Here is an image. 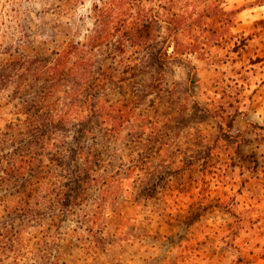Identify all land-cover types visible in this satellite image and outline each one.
Wrapping results in <instances>:
<instances>
[{"label":"rangeland","instance_id":"374dc122","mask_svg":"<svg viewBox=\"0 0 264 264\" xmlns=\"http://www.w3.org/2000/svg\"><path fill=\"white\" fill-rule=\"evenodd\" d=\"M62 52L123 80L103 94L131 112L111 201L76 192L74 129L30 132L77 107L79 77H41ZM262 100L264 0H0V264H264ZM20 147L70 167L8 178Z\"/></svg>","mask_w":264,"mask_h":264},{"label":"trees","instance_id":"16d2710c","mask_svg":"<svg viewBox=\"0 0 264 264\" xmlns=\"http://www.w3.org/2000/svg\"><path fill=\"white\" fill-rule=\"evenodd\" d=\"M261 4L262 3L258 2V5ZM71 55L75 56L76 53L69 54V56ZM86 55L87 53L84 52L82 56L72 63L70 68H66L67 61L65 56H68V53L62 52L59 55V59L51 66L47 67L48 70L45 72L47 74L41 76L47 79L44 81L46 83L59 81L63 80L64 74H62V72L65 71L67 75L70 73L82 80V82L78 84V87L74 89L75 93L73 95L77 97L78 102L77 105H75L77 107L73 113H68L66 111L62 114L53 113L48 117L39 116L38 123H35L34 120L31 119L36 114L35 111V113L32 114L33 116L29 115L28 119H30V132H32L33 128H35L37 132L43 129L39 136H45L44 139L46 141H40L43 143L45 142L44 144L46 145L44 148L53 145L51 140H54V142L56 141L55 143H59L58 136L53 139L45 135V129L48 125L59 122L63 127H71L70 130L74 129L76 131L78 137L73 139L74 145L64 149L67 155L72 154L73 161L78 162L76 167L79 172L75 176V184L78 188L76 192L81 191L82 194H80V196L84 197H88L86 193L91 191L93 194L97 192L93 200H101L104 203L107 202V198L108 201H111L113 198L111 196L116 193L117 188L120 187L119 182L118 186L115 187L118 177L120 175L126 176V131H124V129H126V124L131 122L129 116L131 112H126L125 98L119 96L110 99L104 98L103 96L104 89L108 85H111V90H114V92L118 91L117 89H122L123 80L120 79L122 77H115V75L111 73L113 69H106L105 67H97L95 75L93 73L91 76L90 69L80 67L79 65V62L85 59ZM49 72L51 78H49ZM66 92L71 93L70 91ZM69 104H71V102ZM61 136L62 138H67V136L62 133ZM139 139L140 137H137L136 142ZM109 140L114 144L122 142V146H102L104 143L109 142ZM104 147L107 148L104 149ZM17 150L14 156L8 161L9 165L6 169V176L8 178H11L15 173H19L18 176L23 180H28L27 176H34V167L38 170H44L48 176H50V173H53V171H51L52 169L55 170L64 167L65 170H63L67 171V168L70 167L68 163H62L64 157L57 152L48 153V155L50 154L53 158L49 164L45 165L42 161L44 157L34 150L31 151L26 147H20L19 149L17 148ZM103 151H107V159L103 161L102 159H98V161L93 164V155L100 158L101 152ZM35 153L37 154L36 157ZM58 156L61 157L62 161H55ZM137 156L140 157L141 152H138ZM3 174L5 175V171ZM1 179L4 180V176ZM61 186L62 188L66 187L64 184ZM64 194V191H58L53 203L58 206L75 204L77 197H73V200L70 202L67 201V198L63 199ZM28 196L27 194L26 197L28 198ZM26 203L29 204V201ZM92 224H95V221H92Z\"/></svg>","mask_w":264,"mask_h":264},{"label":"crops","instance_id":"0c3cea01","mask_svg":"<svg viewBox=\"0 0 264 264\" xmlns=\"http://www.w3.org/2000/svg\"><path fill=\"white\" fill-rule=\"evenodd\" d=\"M259 105V108L256 109V113L260 114L261 116H264V100L260 101Z\"/></svg>","mask_w":264,"mask_h":264}]
</instances>
